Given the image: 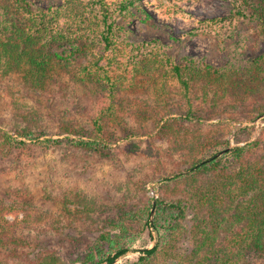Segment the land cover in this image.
I'll use <instances>...</instances> for the list:
<instances>
[{
	"label": "trees",
	"instance_id": "1",
	"mask_svg": "<svg viewBox=\"0 0 264 264\" xmlns=\"http://www.w3.org/2000/svg\"><path fill=\"white\" fill-rule=\"evenodd\" d=\"M251 1L259 2V10H253L251 16L264 35V0ZM29 7L26 0H0V83L16 75L32 91L50 97L67 87L88 88L93 82L104 80L111 100L88 112L92 116L86 121L60 120L47 125L43 113L36 112L38 108L25 114L18 112V116H13L14 122H10V129L0 130L1 156L9 157L15 149L28 144L46 148L61 145V138L65 140L63 149L72 155H85L108 146L114 149L119 138L113 127L121 129L135 148L136 136L157 130L156 136L166 142L168 150L187 153L186 171L166 178L165 182H173L171 188L162 187L155 203L150 202L144 209L111 211L112 215L106 216L109 219L103 218L98 223V235L76 262L119 264L117 260L133 252L137 253L136 260L124 264H264V164L255 156L254 144L227 149L224 129L202 132L184 124L190 122L187 99L191 92L199 93L202 102L213 105L250 107L264 99V51L244 70L193 62L175 64L171 58L150 51L143 54L134 75L126 71L116 73L98 66L103 57L90 43L60 53L37 47L45 41H68L67 34L58 30L55 22L65 20L78 29L77 18L86 9L84 0H61L56 9L46 12ZM126 9L124 3L119 7L120 12ZM100 41L106 48L120 50L106 35H101ZM75 55L88 57L87 64L80 68L65 67L63 63ZM102 72L106 74L103 78ZM138 74L148 75L146 88L135 82ZM173 81L186 100L183 118L167 114ZM140 90H145L146 97L120 96ZM254 113L261 115L264 108L259 107ZM128 121L137 125L128 126ZM151 208L154 210L150 221ZM16 209L12 202L0 200V246L16 243L10 239L20 229L21 221L8 222L4 218L10 213L16 215ZM87 209L88 213L91 208ZM39 217L42 223L50 225L48 217ZM30 223L34 224L32 219ZM144 230L155 233V243L150 248L132 249L127 239L133 241ZM44 236L51 237V233ZM37 246L40 249L27 264H59L50 242Z\"/></svg>",
	"mask_w": 264,
	"mask_h": 264
},
{
	"label": "rangeland",
	"instance_id": "2",
	"mask_svg": "<svg viewBox=\"0 0 264 264\" xmlns=\"http://www.w3.org/2000/svg\"><path fill=\"white\" fill-rule=\"evenodd\" d=\"M26 1L30 10L43 12L61 4V0ZM122 1L84 0V15L77 18L79 30L77 25L58 20L56 28L63 30L69 40L45 41L37 47L60 53L90 43L103 57L98 66L131 75L139 68L143 54L150 51L171 58L175 64L193 62L242 70L264 51V35L251 16L253 10L260 8L257 1L246 0L245 4L242 0ZM123 3L127 9L120 12ZM101 35L117 43L120 50L106 48L100 41ZM87 58L75 55L63 65L80 68L87 64ZM104 75L102 72L101 78ZM148 78L147 74H138L135 82L139 81L146 88ZM104 82H93L88 88L67 87L62 93L48 97L26 87L15 75L0 83V130H9L18 112L25 114L36 108V112L43 113L47 125L60 120L86 121L92 116L88 112L111 100ZM144 94L145 90H140L120 96L132 99L138 95L146 97ZM169 99L168 117H185L182 109L186 100L180 96L175 81L171 82ZM187 100L190 109L187 121L190 122L184 124L188 128H199L202 132L224 129L227 149L254 144L253 152L264 164V113L256 116L254 113L255 109L264 108V99L250 107L213 105L202 102L199 93L191 92ZM127 125L137 124L128 121ZM112 131L119 138L114 149L108 146L85 155H72L63 149L65 140L60 137L61 145L46 148L28 144L15 149L9 157L0 155V200L12 202L17 208L16 215L10 213L4 218L8 222L21 221L20 229L10 239L16 243L0 246V264H27L40 249L37 245L44 242L53 245L59 264H80L76 259L84 256L83 251L98 235V223L103 218L109 219L106 216L115 211L134 212L150 202L154 204L161 188L173 185V182H165L166 178L186 171V151L168 150L166 142L156 136L157 130L136 136V148L121 129L113 127ZM153 210H150V221ZM39 215L48 217L50 225L42 223ZM50 233L51 237L44 236ZM3 238L9 242L6 236ZM155 240L154 232L144 230L127 242L132 249H142L153 246ZM136 258L137 253L128 252L116 263H129Z\"/></svg>",
	"mask_w": 264,
	"mask_h": 264
}]
</instances>
